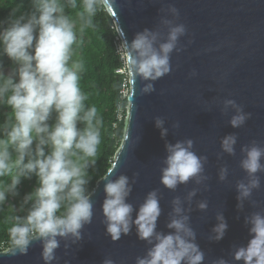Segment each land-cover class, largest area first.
Masks as SVG:
<instances>
[{
    "label": "water",
    "instance_id": "1",
    "mask_svg": "<svg viewBox=\"0 0 264 264\" xmlns=\"http://www.w3.org/2000/svg\"><path fill=\"white\" fill-rule=\"evenodd\" d=\"M125 137L85 203L0 264H264V0H103Z\"/></svg>",
    "mask_w": 264,
    "mask_h": 264
},
{
    "label": "trees",
    "instance_id": "2",
    "mask_svg": "<svg viewBox=\"0 0 264 264\" xmlns=\"http://www.w3.org/2000/svg\"><path fill=\"white\" fill-rule=\"evenodd\" d=\"M121 45L103 0H0V74L17 81L0 110V253L67 219L111 170L128 107Z\"/></svg>",
    "mask_w": 264,
    "mask_h": 264
},
{
    "label": "rangeland",
    "instance_id": "3",
    "mask_svg": "<svg viewBox=\"0 0 264 264\" xmlns=\"http://www.w3.org/2000/svg\"><path fill=\"white\" fill-rule=\"evenodd\" d=\"M118 49H119V53H121V55L123 56L122 57L123 61L126 62L123 47L121 48L118 46ZM16 91H17V81L12 76V74L9 71L1 73L0 74V110L12 107Z\"/></svg>",
    "mask_w": 264,
    "mask_h": 264
},
{
    "label": "built area",
    "instance_id": "4",
    "mask_svg": "<svg viewBox=\"0 0 264 264\" xmlns=\"http://www.w3.org/2000/svg\"><path fill=\"white\" fill-rule=\"evenodd\" d=\"M119 47L122 48V45L119 46ZM124 64L126 65V62H125V61H124ZM124 70H125V69H124ZM124 70H117L116 72L119 73V74H125L126 70H125V71H124ZM123 71H124V72H123ZM121 94H122V98H123V99H125V98L128 97V95H129V87H128V84H127V83L124 84V86H123V90H122ZM118 117H119V119L122 118V112H120V113L118 114ZM57 223H59V222H54V223L50 224L49 229L52 228L53 226H55ZM32 235H33V234H32Z\"/></svg>",
    "mask_w": 264,
    "mask_h": 264
}]
</instances>
